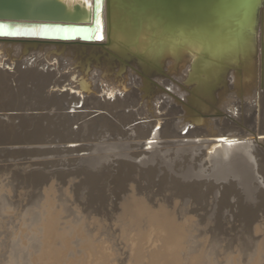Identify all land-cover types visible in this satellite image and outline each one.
<instances>
[{"label":"bare ground","instance_id":"1","mask_svg":"<svg viewBox=\"0 0 264 264\" xmlns=\"http://www.w3.org/2000/svg\"><path fill=\"white\" fill-rule=\"evenodd\" d=\"M38 34V30L31 33L32 36H37ZM104 41L105 40H103V42ZM50 49L51 48L40 49L31 52L19 60L18 58L21 55L20 46H0V155L2 154L0 158L16 157L21 153L42 154L43 157V154L63 153L64 150H67V152L84 150L83 147L70 150L67 149L65 145L75 142L87 144L91 142V138H94V143H96V140H100L101 135H106L109 132V135H106L107 139L104 140L105 143L122 142V145L120 143L121 146L125 143L126 146H124L127 148L125 149L127 151H125L123 158H126V160L123 161L122 158V160L113 159L114 161L108 166L101 168L97 173L99 172L98 176H100L101 179L107 174L114 176L115 174H112V164L117 162L118 167L116 169V175L118 179L122 178V184L119 188H116L114 181H110L112 184L109 183V186L113 187L116 191L123 192L124 183L128 182L127 187L129 186L130 190H134L136 194H145L148 192V194L156 196L168 193V198H165L163 195L166 201L169 198L175 197L177 199L178 197L181 201L185 199L186 202L198 205V207L200 206L202 211L206 209L204 206L207 207L208 205V207L210 206L214 210L211 216L214 215L215 217H219L223 215V209H229L225 210V212L227 211L226 214H230V209L240 205L239 202L242 197L240 199V196L234 191V188L239 185L243 179L240 181H235L233 179L234 181H232V178L239 180L241 173L243 176L245 174L247 176L249 175L250 178L253 177L252 179L257 182L258 186L256 187L255 185V187L251 189L254 190V188H257L255 193L252 191V194L245 197V199L247 198L250 203L251 201H255L254 204H256V206L253 207L261 211L264 210V190H261L262 188L259 189V186L264 187V155L262 154V156L260 154L262 149L260 150L257 148V146H261L260 148L264 147V140L262 139V142L260 141V137H258L262 131L261 133L260 131H253L248 126L251 124L252 120H257V116L261 115L259 114V109L264 105V46L262 55L258 47L257 55L251 66L249 75H242L241 79H239L235 73L230 72L224 79V83L218 87L211 97H208L206 93L204 95L201 89H199L198 92L193 91V85L188 83V72L190 70V64L195 58V54L191 55L184 53L181 55L182 60L179 64L174 65L173 61L165 64L166 75L150 76V78L145 81L129 68L126 71L127 75L125 77H116L114 76L115 70H112L105 63L96 67L94 66L89 74H84L79 72L77 67L83 62H79L78 60L74 61L72 52L66 51L64 55L52 58V56L50 57L48 54ZM74 64H76L75 67ZM64 70H66V72ZM62 71L65 73H62ZM75 71H77V77L71 78ZM66 81L68 85L67 83L62 85ZM88 85L91 86V92H84L83 90H85ZM122 85L125 86V88L130 87L128 92L125 93L121 91L120 87ZM143 87L147 88L149 92L145 94ZM192 93L193 96H191ZM85 94L87 95L83 98H76V96ZM142 95L144 97H141ZM79 101L81 102V108L85 109L86 112L82 115L72 116L66 113L67 110H71L70 108L75 109L74 105ZM190 109H193L196 114ZM31 111H37V116L34 117V115L30 113ZM161 111L162 113L159 115ZM108 116L121 124L122 127H130L128 125L132 122H143L132 125L131 130L134 132V135L126 138L127 132L118 127ZM80 120H83V122L80 123V125H76V130H71V126ZM150 120L154 121L152 122ZM186 120L191 123H186ZM256 124L258 125L257 122ZM150 127H152V129ZM103 128H105V130H103ZM260 130H262L261 127ZM231 131L237 132L238 136H247L250 142L247 140L246 142L238 144L237 140H241L239 137L233 139L236 137L235 134L231 135L229 133V135H227V133ZM225 135L227 136L225 137L226 139L224 138V141L212 139H222ZM115 136L125 137V139L119 140L116 139ZM146 139L173 140V142L168 144L173 151H175V148L180 147V152L184 151L187 153L186 155H181L179 152L181 155L179 156L177 151H175L178 158H182V162L177 163V161H174L172 164L167 165L168 163L166 162V164L164 162L166 160L165 158L163 162L167 165V171L172 170L174 174L176 172L175 168L177 167L181 170L184 169V171L186 169L189 170V173H185L192 174L191 177H188L189 175L185 173V175H182V177L189 182L182 183L180 182V178L169 177L170 174H167L166 168L163 169L160 163L162 157L158 162L152 161L155 162V164L160 163L163 170L160 167L154 168L156 165H154V167H151V165L149 166V164H151L150 160L152 159V155H149L146 159L143 158L144 160L139 159V165L129 162L142 155V148H144L145 151H147L148 147L153 148V142H150L151 144L149 145H143L142 141ZM183 139H186V141L183 142ZM188 139H194L193 143L187 142ZM102 142L103 141H101V143ZM50 143L55 145V150L45 148L46 145H52ZM33 145H38L39 147H32ZM111 145H113V143ZM23 147H25V149ZM155 156L157 155L155 154ZM43 160L40 162H43ZM184 164H187L188 167H184ZM48 165L51 167L52 164ZM54 168L51 169V171L53 170L54 172ZM48 171L50 170L46 169V172ZM61 171L63 170L61 169ZM55 172L57 175H60L57 170ZM206 172H210L217 182L220 181L225 183V185L219 184L222 186L221 192L219 191L220 188L218 189L215 186L206 185V183L201 181V178L204 177L202 174H206ZM258 172L262 173L261 177H256ZM49 174H47V176ZM157 174L160 177L158 181H154L153 178L157 176ZM226 175L232 178L229 179ZM44 176H46V174ZM89 176H91L90 173ZM85 177L87 178V176ZM111 178L114 180L115 176ZM167 178L171 179V181L168 180L170 182H168V184L166 181ZM189 178H195L197 181L194 180L190 183V180H187ZM206 178L204 180H206ZM40 181L42 182L41 179ZM249 181V183L253 185L254 181ZM58 182L57 180V183ZM140 185H142V187H140ZM153 187L156 188L155 192H153ZM203 187L205 188V193L200 191ZM215 188L218 189L216 193L220 194V198L219 200L214 198L213 201L211 200V202H209L208 196ZM251 190L248 189L249 192H251ZM230 195L236 197L233 203L228 200ZM253 207L251 208L248 206V208L255 209ZM240 209L239 207L238 210ZM247 211H244V213ZM233 215V213L232 215L230 214V217ZM262 216L260 218H262ZM251 217L248 219H251ZM165 220L168 222V219ZM262 223H264V221Z\"/></svg>","mask_w":264,"mask_h":264},{"label":"rangeland","instance_id":"2","mask_svg":"<svg viewBox=\"0 0 264 264\" xmlns=\"http://www.w3.org/2000/svg\"><path fill=\"white\" fill-rule=\"evenodd\" d=\"M64 71L66 72V70ZM64 71L62 73H65ZM76 72L72 74L71 78L77 77ZM65 83L68 85L67 81L62 85ZM120 88L121 91L126 93L130 87L125 88L122 85ZM86 95H79L76 98H83ZM141 97L144 96L142 95ZM74 107L75 109L70 108L71 110H67L66 113L72 116L82 115L86 112L85 109L81 108L80 101ZM161 113L162 111L159 112V115ZM259 114L261 115L257 116V120H252L248 126L253 131H260V133L262 131L258 137L263 142L264 105L259 109ZM109 118L112 120L111 117ZM188 120H186V123H191ZM112 121L123 131L127 132L126 138L134 135L131 130L132 125L143 122H132L128 125L130 127H122L118 122ZM150 121L153 122L154 120ZM82 122L83 120H80L73 124L71 130H76V125H80ZM260 127L262 130H260ZM150 128L152 129V127ZM229 133L231 135L235 134L236 137L233 139H237V137L241 139L237 140L238 144L246 142L245 139L248 138L247 136H238L235 131L228 132L227 135ZM106 135H109V132ZM106 135H101L100 140H96V143H94V138H91V142L87 144L75 142L65 145L70 150H76L79 147H83L84 150L74 152L64 150L63 153L43 154V157L42 154L21 153L16 156L17 158L13 156L16 159L13 157L0 158L2 161H0V264H264V223H262L264 221V210L262 209L263 211H261L253 207L256 206L254 204L255 201L250 203L247 198L245 199V197L252 194V191L255 193L257 188L251 190L255 185L258 187L257 182L252 179L253 177L250 178L249 175L245 174L243 176L240 173L239 180H236L226 175L229 179L232 178V181L243 179L234 188L240 199L242 197V202L240 200L239 206L233 207V210L230 209V214H234L231 217L229 213H227L229 215L226 214L227 211L225 212V210L229 209H223V215L215 217L214 215L211 216L214 210L208 205L207 207L204 206L206 209L202 211L200 206L199 208L198 205L186 202L185 199V202L184 200L181 201L178 197L177 199L172 197L166 201L164 199L168 198V193H162L165 198L163 195L152 196L148 192L136 194L134 190H130L129 186L127 187L128 182L124 183V191L118 192V190L116 191L109 186L112 184L110 181H114L116 188H119L122 184V178L118 179L116 175L117 162L112 164V174H115V178L107 174L101 179L97 171L108 166L116 159L122 158L123 161L126 160L123 156L127 148L125 143L121 146L122 142H112L113 145H111L112 143H105ZM227 135L222 137V139ZM115 138L119 140L125 139V137L117 136ZM212 139L219 141L218 138ZM152 140L146 139L142 143L143 145H149L151 144L150 142H153V148L148 147L147 151L142 148V155L129 162L139 165V159H146L149 155L153 156L156 152L157 156L155 154V157L151 156L152 159L149 166L154 167L156 165L154 168H161V163L162 168H166L167 174H170L169 177L180 178L182 183L189 182L182 177L185 172L189 173V170L186 169L184 171V169L181 170L177 167L175 168V174L172 170L167 171V165L172 164L174 161H177V163L182 162V158H178V155H186L187 153L184 151L180 152L179 149L181 148L177 147L174 149L177 151V155L168 146L173 140ZM101 141L103 142L101 143ZM185 141L186 139H183V142ZM193 141L194 139H188L187 142L193 143ZM25 147L23 148L25 149ZM32 147L39 146L33 145ZM260 147L257 146L258 149L264 150V147ZM45 148L56 149L54 144L46 145ZM262 150L259 153L264 155ZM192 154L196 155L195 153ZM49 155L53 157V160ZM171 156L174 157L172 158ZM0 157H2V154ZM161 157L162 161L158 163L159 165L155 164L156 161H160ZM42 160L43 162H40ZM163 160L168 164H164ZM38 162L44 165L42 164V166ZM48 164H52L51 167ZM184 167L187 168L188 165L184 164ZM53 168L55 171L57 170L58 174L61 169L64 172L61 171L60 175H57L55 171H51ZM46 169L50 171L46 172ZM88 172L92 177L89 176ZM45 174L46 176H44ZM47 174H49V177ZM187 175L191 177L192 174ZM202 176L204 177L201 178V181L206 183V185L215 186L218 189L220 188V192L222 191L221 185H225L224 182H217L210 172H206ZM261 176L262 173L260 172L256 175V177ZM155 177L153 178L154 181H158L160 176L157 174ZM56 178L59 181L58 183ZM205 178L207 181L204 180ZM44 179L46 181L48 179V181L46 182ZM168 180L171 181V179L167 178V184ZM187 180H190V183L194 180L197 181L195 178ZM249 180L251 182L254 181L256 184L253 182V186L252 183H249ZM217 188L212 190L208 196L209 202L213 201L214 198L219 200L220 194L216 193L218 191ZM260 188L264 190V187L259 186ZM152 189L154 191H150H156L155 187ZM200 191L205 193V188H201ZM228 200L233 203L236 197L230 195ZM248 206L255 209L248 208ZM237 207L241 209L238 210ZM244 211H247L245 212L247 215ZM261 216L262 218H260ZM250 217L251 219H248ZM165 219H168V222Z\"/></svg>","mask_w":264,"mask_h":264},{"label":"water","instance_id":"3","mask_svg":"<svg viewBox=\"0 0 264 264\" xmlns=\"http://www.w3.org/2000/svg\"><path fill=\"white\" fill-rule=\"evenodd\" d=\"M1 45L20 46L19 60L70 51L79 72L105 63L116 77L129 68L145 81L195 54L188 83L211 97L230 72L250 74L258 47L262 55L264 0H0Z\"/></svg>","mask_w":264,"mask_h":264},{"label":"snow or ice","instance_id":"4","mask_svg":"<svg viewBox=\"0 0 264 264\" xmlns=\"http://www.w3.org/2000/svg\"><path fill=\"white\" fill-rule=\"evenodd\" d=\"M85 3H87V0H85ZM98 39H103V37L102 36H100V37H97Z\"/></svg>","mask_w":264,"mask_h":264}]
</instances>
